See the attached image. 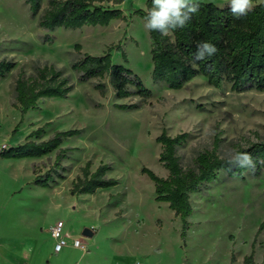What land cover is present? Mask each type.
Returning <instances> with one entry per match:
<instances>
[{
  "label": "rangeland",
  "instance_id": "obj_1",
  "mask_svg": "<svg viewBox=\"0 0 264 264\" xmlns=\"http://www.w3.org/2000/svg\"><path fill=\"white\" fill-rule=\"evenodd\" d=\"M198 1L229 5V0ZM259 2L264 0L253 4ZM47 6L44 0L43 10ZM121 7L126 18L108 26L49 31L32 17L25 0H0V58L16 63L0 80V147L25 142L48 122L42 139L57 130H82L64 141L63 147L74 150L63 161L64 178L49 187L34 180L53 167L57 151L40 157H0V264H245L253 249L252 264H263L264 229L258 236L257 231L264 221V172L244 179L222 172L192 193L194 212L183 238L182 220L169 203L156 200L155 183L142 169L168 176L157 142L164 130L171 136L189 133L178 150L184 168L216 144L218 154L227 158L231 149L264 141V92H236L228 83L217 88L203 76L179 90L155 83L150 33L145 18L135 14L136 9H146V0H125ZM46 35L51 40H45ZM108 51L115 63L141 77L153 92L149 99H117L109 77L78 80L71 68L74 60ZM45 64L64 68L73 90L67 98L41 99L19 124L21 111L13 105L16 80L35 76V67ZM100 82L106 85L104 95L95 87ZM123 103L141 106H116ZM89 161L91 171L102 163L110 165L108 177L119 183L73 195V184ZM59 220L72 238L84 239L88 252L71 244L60 253L54 251L50 228ZM86 228L92 236L83 235Z\"/></svg>",
  "mask_w": 264,
  "mask_h": 264
},
{
  "label": "trees",
  "instance_id": "obj_2",
  "mask_svg": "<svg viewBox=\"0 0 264 264\" xmlns=\"http://www.w3.org/2000/svg\"><path fill=\"white\" fill-rule=\"evenodd\" d=\"M25 1L32 17L38 18L40 27L49 31L59 27L75 30L84 26H108L114 20L126 18L121 7L125 0H47L48 6L44 10V0ZM198 3L199 12L192 16L184 28L172 31L167 36L158 31H149L153 81L179 90L195 77L203 76L209 85L217 88L228 83L236 92H264V2L255 4L247 15L238 19L231 14L229 5L220 6L203 1ZM151 7L152 0H146V9ZM146 9H136L135 14L145 18ZM45 40H51V36L46 35ZM200 41L211 42L217 52L204 61H194L196 44ZM76 47L79 50L81 48L80 45ZM122 55L127 60L126 53ZM15 67V61L0 58V80L5 79ZM71 68L80 82L109 77L117 99L135 95L144 102L153 95L134 70L113 61L110 51L102 55L85 53L72 62ZM35 70V76L28 79L19 77L15 83L13 105L21 111L19 124L30 110L39 107L41 99L67 98L74 87L64 68L45 64L36 66ZM95 87L103 95L106 93L105 83H97ZM116 106L134 110L140 108L141 103ZM48 123L32 131L25 142L0 149V157L16 159L40 157L57 151L53 167L35 177L34 183L43 187H49L64 178L66 168L63 161L74 148L62 145L69 137L82 132L81 129L57 130L50 138L42 139ZM188 138L189 133L171 136L165 130L157 137L162 147L159 160L168 170L167 177H161L147 167L142 169L155 183L156 200L169 203L175 215L182 220L183 238L191 225L189 217L194 212L192 193L199 192L204 185L218 179L222 172L230 178L239 179H244L246 175L259 177L264 172V141L238 149L252 155L256 162L254 170L229 166L227 158L218 154L217 144L213 150L200 151L193 165L184 168L178 150ZM110 170V165L102 163L95 171H91V162H87L82 168V175L73 184L72 194L95 193L99 189L117 185L118 180L108 177ZM263 229L264 221L257 236ZM253 257L254 249L251 255L245 257L244 263L252 264Z\"/></svg>",
  "mask_w": 264,
  "mask_h": 264
},
{
  "label": "clouds",
  "instance_id": "obj_3",
  "mask_svg": "<svg viewBox=\"0 0 264 264\" xmlns=\"http://www.w3.org/2000/svg\"><path fill=\"white\" fill-rule=\"evenodd\" d=\"M231 14L235 18L247 15L254 7L253 0H229ZM198 0H152V7L146 9L145 28L167 36L170 32L184 28L192 16L199 12ZM217 52L214 44L200 41L196 44L194 61H204ZM226 163L231 167L255 169L256 162L249 152L231 149ZM264 163V161H262Z\"/></svg>",
  "mask_w": 264,
  "mask_h": 264
},
{
  "label": "built area",
  "instance_id": "obj_4",
  "mask_svg": "<svg viewBox=\"0 0 264 264\" xmlns=\"http://www.w3.org/2000/svg\"><path fill=\"white\" fill-rule=\"evenodd\" d=\"M1 148L6 147H0V149ZM50 232L53 239L55 240L54 251L56 253H60L61 251H63V249L69 246V244L77 249L82 250L84 253L89 251L88 245L83 238L76 237L72 238V240L70 241V235L65 231V222L63 220H59L55 224H53L50 228Z\"/></svg>",
  "mask_w": 264,
  "mask_h": 264
},
{
  "label": "water",
  "instance_id": "obj_5",
  "mask_svg": "<svg viewBox=\"0 0 264 264\" xmlns=\"http://www.w3.org/2000/svg\"><path fill=\"white\" fill-rule=\"evenodd\" d=\"M83 235L84 236H87V237H90V236H92L93 235V233H92V231L90 230V229H85L84 231H83Z\"/></svg>",
  "mask_w": 264,
  "mask_h": 264
},
{
  "label": "crops",
  "instance_id": "obj_6",
  "mask_svg": "<svg viewBox=\"0 0 264 264\" xmlns=\"http://www.w3.org/2000/svg\"><path fill=\"white\" fill-rule=\"evenodd\" d=\"M69 235H70V233H69ZM70 239H72L71 235H70Z\"/></svg>",
  "mask_w": 264,
  "mask_h": 264
}]
</instances>
